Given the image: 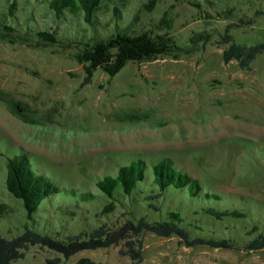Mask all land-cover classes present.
<instances>
[{"label":"rangeland","instance_id":"obj_1","mask_svg":"<svg viewBox=\"0 0 264 264\" xmlns=\"http://www.w3.org/2000/svg\"><path fill=\"white\" fill-rule=\"evenodd\" d=\"M198 1L200 6L189 0L104 3L95 27L84 21L81 11L66 13L58 24L64 31L72 24L101 36L117 28L168 33L183 48L178 55L130 62L115 76L98 69L85 86L84 66L75 47H41L0 38V203L5 208L1 232L12 237L25 226H37L65 235L127 217L165 218V210L177 201L162 204L164 210L158 212L144 206V194L135 202L118 194L116 208L104 212L109 199L97 180L115 175L120 165L134 158L146 161L150 180L153 164L170 158L205 188L227 194L217 202L221 208L246 211V222L264 220V54L249 68L236 60L225 63L222 57L226 26L264 10V0ZM14 2L13 17L9 11ZM0 19L23 28L56 24L47 2L37 0H0ZM231 32L239 43L264 42V15ZM11 108L38 122L25 121ZM17 153H26L34 167L60 187L43 200L35 220L27 218L22 201L6 187L8 159ZM69 188L77 197L81 192L92 196L78 202L68 194ZM209 223L224 235L237 234L233 225L240 224ZM140 238L144 259L139 263L122 255L118 245L83 250L62 257L61 264L82 257L96 264H264V249L186 246L177 235L147 231ZM56 256L61 254L32 246L13 264H47Z\"/></svg>","mask_w":264,"mask_h":264},{"label":"trees","instance_id":"obj_2","mask_svg":"<svg viewBox=\"0 0 264 264\" xmlns=\"http://www.w3.org/2000/svg\"><path fill=\"white\" fill-rule=\"evenodd\" d=\"M43 1L47 2L53 12L55 25L48 28L27 25L23 28L20 23L15 26L13 24L15 21L7 23L0 19V38L41 47H75L76 57L85 70L81 86L89 84L98 69L115 76L130 62L153 60L163 55H178L183 51L174 36L168 33L153 31L132 33L117 28L115 32L101 36L96 31L91 34L80 31L72 24L68 25L65 31L59 28L58 24L65 21L66 13L76 14L80 11L83 12L84 21L95 27L97 12L103 4L114 3L116 0H37ZM189 1L197 6L201 4L198 0ZM15 4V2L11 4L9 11V15L13 17ZM114 11L117 12L118 8L114 7ZM263 15L264 10L258 9L254 16L241 18L238 22L226 26L222 35V43L225 45L222 57L225 63L236 60L240 67L249 68L259 54H264V42L252 45L239 43L231 32L234 27L254 24L256 19ZM208 39L206 37V40ZM11 109L27 122H38L28 115H22L15 108ZM147 168L144 159L134 158L129 163L120 165L115 175H104L97 180V187L109 199L104 212H112L116 208L118 194L124 195L131 202L138 200V194H144V206L158 212H163L162 204L177 201L174 208L165 210V218L151 221L146 216L127 217L94 227H84L65 235H62V231H42L37 226V228L25 226L21 233L12 237L0 231V264H13L24 259L32 246L47 248L61 254L47 259V264H61L62 257L68 259L83 250L118 245H121L122 255L139 263L144 259V244L140 235L145 231L165 237L177 235L186 246L253 251L264 249V220L256 217L257 219L246 222L248 216L246 211L239 208H221L217 202L223 198L222 195L227 194L205 188L198 178L177 167L170 158L153 164L152 180L149 178ZM6 187L14 197L22 201L26 216L30 220H35L43 200L60 192V187L34 167L26 153H17L8 159ZM67 192L77 197L73 188H69ZM91 196L89 192H81L76 200L87 201ZM211 199L217 201L211 204L209 202ZM4 212V204L0 203V218ZM226 220L240 222L239 225H233L237 234H218L217 227L209 223L216 221L225 225ZM191 230L198 233L194 234ZM73 264L96 263L90 257H82Z\"/></svg>","mask_w":264,"mask_h":264}]
</instances>
